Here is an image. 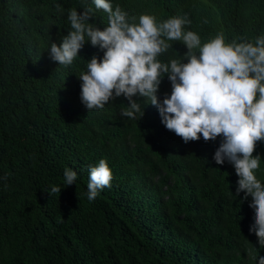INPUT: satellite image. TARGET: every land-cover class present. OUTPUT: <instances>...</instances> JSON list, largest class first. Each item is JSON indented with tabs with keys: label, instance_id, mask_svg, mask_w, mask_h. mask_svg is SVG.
<instances>
[{
	"label": "trees",
	"instance_id": "16d2710c",
	"mask_svg": "<svg viewBox=\"0 0 264 264\" xmlns=\"http://www.w3.org/2000/svg\"><path fill=\"white\" fill-rule=\"evenodd\" d=\"M110 2L137 23L141 14L187 16L185 31L202 44L221 32L226 42L264 34V0ZM84 6L103 30L107 14L92 0H0V264H258L249 255L254 248L264 257L250 233L251 197L236 194L234 167L213 159L221 137L185 144L142 97H133L139 120L121 115L123 96L88 112L78 77L103 52L88 42L71 66L49 58L51 42L71 31L67 10ZM170 43L160 60H182L186 46ZM166 94L167 75L158 99ZM253 155L264 185V142ZM101 159L113 180L89 201V168ZM65 168L77 173L75 184L65 185ZM52 187L60 193L50 195Z\"/></svg>",
	"mask_w": 264,
	"mask_h": 264
},
{
	"label": "clouds",
	"instance_id": "9594fccd",
	"mask_svg": "<svg viewBox=\"0 0 264 264\" xmlns=\"http://www.w3.org/2000/svg\"><path fill=\"white\" fill-rule=\"evenodd\" d=\"M92 2L96 10L107 14V26L101 30L89 23L94 18L91 6H84L82 14L68 9L71 31L61 43L51 42L49 58L60 67L71 66L88 42L103 52L102 58L94 55L78 77L82 82L80 100L88 112L102 110L109 101L123 96L128 105L121 115L139 120L144 115L142 103L133 97H142L158 109L165 128L185 144L201 137L205 142L221 137L213 159L218 165L231 164L238 177L236 194L243 192V200L251 197L249 207L255 215L250 233L264 249V185L256 175L261 157L253 155L257 144L264 142V34L254 42L244 37L226 42L221 32L202 44L196 32L185 31V25L191 23L187 16L157 22L155 16L141 14L137 23V17L119 5L113 10L110 0ZM56 10L65 12L59 3ZM173 41L182 42L187 52L182 60L161 61ZM165 75L171 94L160 101L157 92ZM76 180L77 173L65 168V185ZM112 180L105 159L90 166L87 199L94 201L100 191L111 187ZM60 191L52 187L49 194ZM249 255L264 264L256 249Z\"/></svg>",
	"mask_w": 264,
	"mask_h": 264
}]
</instances>
